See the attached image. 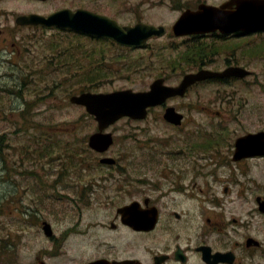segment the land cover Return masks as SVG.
<instances>
[{
	"label": "rangeland",
	"instance_id": "374dc122",
	"mask_svg": "<svg viewBox=\"0 0 264 264\" xmlns=\"http://www.w3.org/2000/svg\"><path fill=\"white\" fill-rule=\"evenodd\" d=\"M150 17L161 18L159 21H153L161 24L167 21L174 22L177 15L171 12L168 16L158 14L148 16ZM0 25L6 26L4 21L0 22ZM9 33L10 40L6 42L4 39L0 42V49L6 48L4 51L10 48L8 46L12 40H19L23 35L29 42L28 46L22 48L25 51L24 56L13 57L15 65L5 63V69L13 68L15 75L0 79V135L9 136V139L0 138V264H16L14 261L1 260V256L7 253H14L13 257H16L17 261L21 259L23 264L31 259L21 258L24 251L35 253L43 248L46 250L53 248V242L42 237L41 232L37 233L35 225H27L30 226L27 230L30 233L25 234L21 229L24 226L22 221H26L24 217L26 213L31 215L38 210L40 214H51L55 208L54 204L46 200H43L39 207L38 193H43L44 190L38 189L36 178L48 180L51 174L44 175L43 172L53 170L55 173V168L59 166H81L78 160L83 157L91 165H98L96 156L86 145L88 137L98 130L97 122L85 108L70 103V97L81 90L88 89L96 93L128 89L134 92L147 91L158 78H164L167 85L178 86L189 73H198L202 70L223 71L227 68L228 57L221 52L201 63L200 60L195 58L193 60L185 53L183 57L182 55L180 57L181 48L177 46V43L165 42L164 39H159L155 43L154 54L130 51L121 54L122 57L117 55L124 50H114L107 46L106 48L103 46L104 50H102L89 42H82L91 56H105L99 57L90 65L77 62L79 65L67 67L68 65L58 66L60 55L55 60H47L45 55L55 52L48 48L44 49L40 45H34L37 40L33 39L31 31H17L16 36L11 31ZM36 35H39V32H36ZM29 46H32L31 49ZM247 49L252 48L247 47ZM258 49H253L251 57L236 54L235 57L228 58L231 62L249 69L252 72L251 76L245 79L215 80L211 85H196L184 97L172 98L167 102L168 107H175L184 115V120H187L179 127L181 129L175 131L167 124L165 125L162 121L165 107H158L144 122L122 119L112 125L109 131L114 134L116 142L114 149L110 152L125 151L131 154L135 152L137 154L135 157H140L138 145L143 146L147 141L152 143L157 138H177L176 141L169 143L167 151H186L185 144L189 139L186 137L194 131H203L201 134L205 136L212 134L208 120L216 119L215 110L231 115L227 116L231 123H224L229 131H225L226 136L231 134L238 137L247 132L264 130V52ZM66 54L69 53L67 51L63 53L61 57L63 60H66ZM4 55L7 54L4 53ZM70 62L74 65L73 61ZM130 65L132 69L136 66L138 68L129 71L126 66ZM22 66L25 69H22ZM3 71L4 68L0 66V73L2 74ZM2 87H7L5 89L7 92H1ZM9 87H16V89L11 90ZM52 123L59 127L53 128ZM134 134L135 138H133ZM235 137L231 138V141H234ZM216 143L214 142V145ZM206 145L214 146L209 142ZM221 146L223 144L219 145ZM159 149L160 152L165 151L160 144L154 142L148 150H145V156L152 158L155 155L153 152ZM67 151L75 155L73 163H66ZM233 152L234 148L231 152L230 147L226 149V153L209 158L200 151L197 157L193 158L199 168L197 177L193 173L187 175L198 184L195 191L198 198L228 200V208L235 211L237 220L235 230L240 233L238 235L240 239L242 233H250L263 242L264 213L260 211L256 198L264 199V158L242 161V166L232 160ZM136 161L135 158L134 163H130L129 166H137ZM182 162L183 166L193 163L183 161L182 156L176 161L167 158L169 164ZM162 163V156L158 155L153 158L151 166L157 169L162 166ZM23 173L32 174L34 179L27 180L29 175ZM155 174L154 170L145 177L153 178ZM200 188L204 191H199ZM114 192L113 188L101 189L98 194L100 198H104L106 195H113ZM56 205L60 208L58 204ZM207 208L211 209V207ZM111 209L106 206L91 205L83 210V219L89 225L96 221L107 220L106 217L110 218L112 214ZM60 214L67 216L69 212L65 210ZM229 214H232L231 211ZM75 215L78 217L77 211ZM88 233V237L85 234L79 239L77 236L69 237L68 240L73 243L64 238H59L57 243L62 250L66 248L71 257L76 256L79 259L76 260L78 263L102 254V251L106 249L103 246L105 241L118 238L101 228L99 231L93 228ZM60 246L57 251H60ZM142 252L143 249L139 254L141 255ZM256 262L264 264L262 257H257Z\"/></svg>",
	"mask_w": 264,
	"mask_h": 264
},
{
	"label": "flooded vegetation",
	"instance_id": "af4514ba",
	"mask_svg": "<svg viewBox=\"0 0 264 264\" xmlns=\"http://www.w3.org/2000/svg\"><path fill=\"white\" fill-rule=\"evenodd\" d=\"M242 1L245 0H0V22L4 21L6 25L5 27L0 25V42L4 39L6 42L10 40L9 31H31L33 39L38 36L36 32L43 30L69 33L65 27H48L44 24L20 25L18 19L22 15L43 17L58 15L57 19L63 22L66 18L90 20L92 15H98L109 17L122 26H134L141 22L165 26L166 32L163 37L165 42L174 41L181 48L180 57L181 55L183 57L185 53L186 56L193 60H200L201 63L221 52L228 58L235 57L236 54L251 57L252 49L248 50L247 47L257 46L258 51L264 52V29H246L231 33L217 29L211 33L180 38L172 32L175 22L186 12H196L201 6H209L215 9L218 18H224L236 13ZM171 12L177 15V19L172 23L170 21L162 22V24L153 23L152 21H159L161 18H155L156 20L148 18L158 14L168 16ZM24 37L23 35L19 40H12L8 47L13 52H18L29 42ZM85 40L116 45L113 41L92 37ZM150 48L151 45H147L134 52H147L151 55ZM5 49H0V54L5 52ZM165 51L167 52V46ZM228 58L226 69L243 67L231 62ZM212 83H214L213 80L203 81L197 85ZM153 110L150 109L149 114ZM214 115L216 119L208 120L212 134L205 136L201 134L203 131H194L186 137V139L189 138L185 144L186 151H167L170 141L164 138L154 140L165 151L160 152L159 149L153 152L155 155L152 158L145 156V150L151 147V144L144 142L143 146L138 145L140 157L125 151L111 153L115 147L113 146L104 153L92 150L98 165H91L83 157L78 160L81 166H59L55 168V173L53 170L44 171V175L51 174V176L48 180L36 178L38 189L44 190L43 193H38L37 202L40 207L43 200H46L54 204L55 208L51 214H40L36 210V213L26 216L29 220L22 221L24 226L21 229L25 234L30 233L27 231L30 226L27 225H35L37 233L41 232L42 237L53 242V248L51 250L43 248L35 253L24 251L21 258L31 259L23 264H66L67 262L90 264L96 261H102L101 264H262L256 260L257 257H262L264 260V241H260L259 244L249 242L252 237L257 239L250 233H242L240 239L238 236L240 233L235 230L237 222L235 211L228 208V200L198 198L195 194L198 184L187 175L193 173L197 177L199 168L193 158L197 157L200 151L213 158L226 153V149L230 147L232 152L234 148L237 137L231 134L226 136L227 130L218 129V127H225L224 123H231V120L227 118L231 115L227 112L222 113L220 110H215ZM185 121L187 120L183 123ZM171 128L175 131L181 129L174 126ZM234 137L235 140L231 141ZM206 141L211 145H214V142L217 143L213 147H207ZM220 144L223 146L219 147ZM158 155L162 156L163 163L160 168L154 169L151 164L153 158ZM180 156L183 161L193 163L189 166H183V162L167 163V158L176 161ZM74 157L75 155L71 152H66V163H73ZM104 158H113L115 162L111 165H103ZM135 158L137 166H129L130 163H134ZM154 170L156 174L153 178L145 177ZM112 188L115 190L113 195L99 197L98 193L101 189ZM199 191L203 192L204 189L200 188ZM91 205L112 208L110 218L106 217L107 220L86 224L83 219V210ZM65 210L69 214L61 215L60 213ZM76 211L78 217L75 215ZM230 211L232 214H229ZM45 222L51 224L50 236L44 231ZM93 228L98 231L101 228L118 237L112 241H105L103 246L106 249L96 257L77 263L76 260L79 259L76 256L71 257L69 251L66 248L62 250L57 243L59 238L68 240L71 236H77L79 239L85 234L88 237V232ZM68 242L71 241L68 240ZM59 246L60 251H57ZM141 249L143 252L140 255ZM13 256L14 254H8L5 260L21 264V259L17 261V258Z\"/></svg>",
	"mask_w": 264,
	"mask_h": 264
},
{
	"label": "water",
	"instance_id": "95a60500",
	"mask_svg": "<svg viewBox=\"0 0 264 264\" xmlns=\"http://www.w3.org/2000/svg\"><path fill=\"white\" fill-rule=\"evenodd\" d=\"M234 17V16H233ZM242 21L245 20V15L239 16ZM248 20L251 18L252 22H258L255 26H260L263 22H259L264 14H251L248 15ZM34 17L23 18L22 21L30 22ZM226 18V17H225ZM225 18H218L213 12H205L203 15L189 16L184 15L177 22L174 27L176 35L181 36L192 32H202L205 30L214 29L213 24L216 27L223 28L224 25L233 24L235 20L230 18L228 21H224ZM227 20V18H226ZM95 29H98L99 33L110 35V37L117 38L121 43L130 45L131 42L134 43L135 36L138 34L133 32L134 29L126 30L120 27L114 28L112 25L106 27L105 25H100L98 22H93ZM142 33H147L146 38L154 34L163 33V28L157 29L155 27H149L144 30L140 27ZM248 72L244 69L234 68L227 70L226 72L220 74L211 73L209 71H202L198 74H190L185 77L183 82L178 87H168L161 85L162 81H157L150 92L146 93H133L132 91H122L115 92L111 94H101V95H91L83 94L81 96H75L72 101L77 104H82L87 106L88 111L96 116V119L100 123V128L109 126L115 123L118 119L128 116L134 119H142L146 117V112L149 107L160 105L164 103L168 98L177 95L183 96L187 89L194 83L200 80H204L210 77L221 76H246ZM165 118L173 123L180 124L183 116L178 114L174 108H169L165 115ZM112 143V135L95 134L91 137V145L96 149H102L108 147ZM264 155V132L258 134H249L245 137L238 139L236 143V152L234 160H240L245 157ZM264 208H262L263 210Z\"/></svg>",
	"mask_w": 264,
	"mask_h": 264
}]
</instances>
